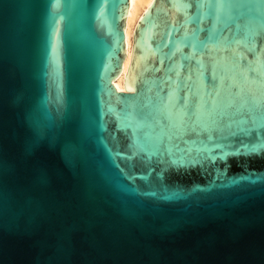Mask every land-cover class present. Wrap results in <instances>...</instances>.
<instances>
[{
    "label": "water",
    "instance_id": "obj_1",
    "mask_svg": "<svg viewBox=\"0 0 264 264\" xmlns=\"http://www.w3.org/2000/svg\"><path fill=\"white\" fill-rule=\"evenodd\" d=\"M0 0V264H264V0Z\"/></svg>",
    "mask_w": 264,
    "mask_h": 264
},
{
    "label": "bare ground",
    "instance_id": "obj_2",
    "mask_svg": "<svg viewBox=\"0 0 264 264\" xmlns=\"http://www.w3.org/2000/svg\"><path fill=\"white\" fill-rule=\"evenodd\" d=\"M131 6L129 14L126 18V46L127 54L124 60L122 73L117 79L114 80L115 86L120 91H127L125 87V82L127 74L131 65L133 56V46H134V36L136 31V26L140 20V17L144 11L150 6L153 0H130Z\"/></svg>",
    "mask_w": 264,
    "mask_h": 264
}]
</instances>
